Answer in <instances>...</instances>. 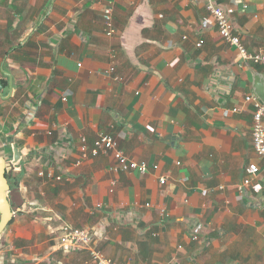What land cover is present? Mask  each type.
<instances>
[{
    "label": "crops",
    "instance_id": "0c3cea01",
    "mask_svg": "<svg viewBox=\"0 0 264 264\" xmlns=\"http://www.w3.org/2000/svg\"><path fill=\"white\" fill-rule=\"evenodd\" d=\"M214 1L234 7L247 51L264 52V0ZM0 25L16 47L0 128L20 154L0 264H94L58 246L66 223L114 264H264V164L244 99L264 102V65L219 36L203 0H0ZM100 133L148 171L82 157L80 139Z\"/></svg>",
    "mask_w": 264,
    "mask_h": 264
},
{
    "label": "built area",
    "instance_id": "2783aa9c",
    "mask_svg": "<svg viewBox=\"0 0 264 264\" xmlns=\"http://www.w3.org/2000/svg\"><path fill=\"white\" fill-rule=\"evenodd\" d=\"M206 10L212 15L215 20L217 31L219 36L229 45L234 46L241 57L249 62L264 65V52H249L241 42L240 37L233 32L232 15L234 13V7L232 5L223 6L217 4L214 0H203ZM103 17L107 25H110L111 10L110 8L104 9ZM111 29L107 31V34L111 33ZM200 40L197 45H201ZM245 101L252 104L253 107V121L251 125V138L253 148L256 154L264 164V102L260 101L255 95L247 94L244 97ZM233 111H237L236 108ZM79 150L81 156L84 157L87 154L96 156L99 153H110L114 159V165L112 167L115 171H131L136 170L139 173H145L148 171L149 165L145 161H136L129 158L117 145L115 139L105 133H100L98 137L93 141L91 147H88L84 138L80 139ZM153 170L158 168L157 164L150 166ZM9 168V165H8ZM259 166L251 163L244 168V174L242 183L239 185V190L244 191L249 185L253 177L258 173ZM42 174V172H40ZM50 175V174H49ZM165 177L159 178V183H165ZM197 235L193 236V239H197ZM93 233L88 228L73 227L69 224H64L61 227V234L58 238V246L67 249H86L90 259L94 264H114L113 261L104 255L96 246Z\"/></svg>",
    "mask_w": 264,
    "mask_h": 264
},
{
    "label": "water",
    "instance_id": "95a60500",
    "mask_svg": "<svg viewBox=\"0 0 264 264\" xmlns=\"http://www.w3.org/2000/svg\"><path fill=\"white\" fill-rule=\"evenodd\" d=\"M0 72L3 75H6L8 78V93H10L12 91V77L9 72L2 68V66L0 67ZM2 89L3 85L0 79V97H6L1 93ZM256 93L259 94V96H261L264 101V84H259V89L256 90ZM13 157V162H15L20 157L16 147H13ZM7 168L8 164L6 163V158L0 156V233L7 225L12 215L11 205L8 199L10 185L7 180Z\"/></svg>",
    "mask_w": 264,
    "mask_h": 264
},
{
    "label": "rangeland",
    "instance_id": "374dc122",
    "mask_svg": "<svg viewBox=\"0 0 264 264\" xmlns=\"http://www.w3.org/2000/svg\"><path fill=\"white\" fill-rule=\"evenodd\" d=\"M7 36H5L4 29L0 25V60L4 61V58L2 57L1 53L3 50L6 49V39ZM10 39L13 40V37ZM1 78V75H0ZM1 105V104H0ZM10 107H7V110H9ZM12 111H14L12 109ZM1 109H0V120H1ZM15 144L12 141V128L7 127V129H1L0 128V156H3L6 158V163L8 164L12 160V152H13V147ZM11 176L17 175V172H11Z\"/></svg>",
    "mask_w": 264,
    "mask_h": 264
},
{
    "label": "trees",
    "instance_id": "16d2710c",
    "mask_svg": "<svg viewBox=\"0 0 264 264\" xmlns=\"http://www.w3.org/2000/svg\"><path fill=\"white\" fill-rule=\"evenodd\" d=\"M9 26L6 28L7 29V34H8V31H9ZM11 33H9V36H10ZM16 47H14L13 45L7 47L5 50L2 51L1 55L2 57L4 58V56L6 55H9V53L13 50H15ZM3 66L2 68L5 69L6 68V64H5V61H1L0 60V67ZM0 75L1 72H0ZM2 85L3 86H7V78L4 77L2 79ZM13 164H10V168L7 170V180L9 182V185H10V188H9V192H8V199H9V202H10V205H11V208L14 207V196L16 194V184H17V179L13 176L10 175V173L12 172L11 168H12Z\"/></svg>",
    "mask_w": 264,
    "mask_h": 264
},
{
    "label": "flooded vegetation",
    "instance_id": "af4514ba",
    "mask_svg": "<svg viewBox=\"0 0 264 264\" xmlns=\"http://www.w3.org/2000/svg\"><path fill=\"white\" fill-rule=\"evenodd\" d=\"M2 80V79H1ZM3 88H5V87H3ZM1 92H2V90H1ZM7 170H8V168H7Z\"/></svg>",
    "mask_w": 264,
    "mask_h": 264
}]
</instances>
